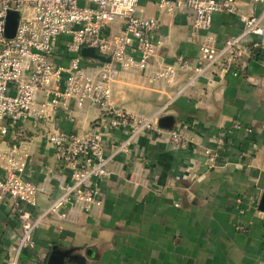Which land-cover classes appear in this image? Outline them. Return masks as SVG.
<instances>
[{
  "label": "crops",
  "instance_id": "crops-1",
  "mask_svg": "<svg viewBox=\"0 0 264 264\" xmlns=\"http://www.w3.org/2000/svg\"><path fill=\"white\" fill-rule=\"evenodd\" d=\"M155 1L139 0L141 14L160 25L154 62L170 64L179 55L194 59L201 36L192 33L189 16L160 15ZM243 1V12L261 14V6ZM120 26L114 24L111 31ZM241 30L236 16L213 15L210 32L218 45ZM66 40L59 45L62 61ZM260 43L259 57L247 61L239 77H217L212 85L200 81L178 97L174 92L183 76L166 86L119 72L112 85L114 107L153 115L170 100L157 124L180 129L194 143L178 149L155 136L136 137L108 165L110 176L99 182L101 207L66 222L44 219L34 231V247L20 252L18 264H50L53 253L64 255L62 264H261L264 213L257 205L264 193V38ZM99 118L88 103L77 109L70 102L67 112L59 110L47 122H26L0 135V149L29 144L23 177L43 189L34 214L57 196V176L69 175L59 167L47 132L100 131L107 151L127 139L123 131L99 126ZM221 137L218 164L208 168L203 149H215ZM19 236L18 221L0 204V264L14 258Z\"/></svg>",
  "mask_w": 264,
  "mask_h": 264
},
{
  "label": "built area",
  "instance_id": "built-area-1",
  "mask_svg": "<svg viewBox=\"0 0 264 264\" xmlns=\"http://www.w3.org/2000/svg\"><path fill=\"white\" fill-rule=\"evenodd\" d=\"M250 1L261 6L260 15L243 12V0H156L160 15L187 14L192 33L201 36L194 59L179 55L164 64L154 62L161 44L156 40L159 22L141 14L139 0H0V135L26 122H47L57 111L67 112L70 102L77 109L88 103L100 112L99 126L127 135L107 151L100 131H48L47 141L58 165L69 175L57 176V196L37 214L34 211L43 189L23 177L31 154L29 144L19 142L0 149V204L8 207L20 225L14 258L5 264H18L20 252L34 247V231L44 219L66 222L100 208L99 182L110 176L108 165L139 135L155 136L178 149L194 143L180 129L158 126L170 100L153 115L128 114L113 106L112 85L119 72L138 73L149 83L166 86L175 85L183 76L174 92L178 97L200 81L212 85L217 77H239L246 62L259 57L264 38V0ZM9 13L19 15L12 39L4 33ZM215 14L236 16L242 25L239 35L218 45L210 32ZM116 23L121 26L112 32ZM64 37L66 60L62 61L59 45ZM82 48H91L110 61L84 58ZM223 140L217 141L215 149H203L208 168L218 164ZM236 230L242 232L244 227Z\"/></svg>",
  "mask_w": 264,
  "mask_h": 264
},
{
  "label": "water",
  "instance_id": "water-1",
  "mask_svg": "<svg viewBox=\"0 0 264 264\" xmlns=\"http://www.w3.org/2000/svg\"><path fill=\"white\" fill-rule=\"evenodd\" d=\"M18 18H19V15L17 13L8 14L6 21H5V32H4L6 38L12 39L14 37L15 30H16L17 23H18ZM80 54L84 58L99 61V62L108 63L110 61L109 58H105L100 55H97L95 51L91 48H82L80 51ZM257 209L260 212L264 213V193L258 202ZM63 256H64L63 254L53 253L49 259V263L50 264H62Z\"/></svg>",
  "mask_w": 264,
  "mask_h": 264
}]
</instances>
